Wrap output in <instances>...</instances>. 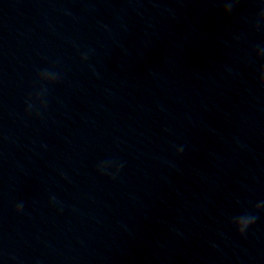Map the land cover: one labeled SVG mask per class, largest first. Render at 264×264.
<instances>
[{"label":"water","instance_id":"water-1","mask_svg":"<svg viewBox=\"0 0 264 264\" xmlns=\"http://www.w3.org/2000/svg\"><path fill=\"white\" fill-rule=\"evenodd\" d=\"M261 50L260 0H0V264H264Z\"/></svg>","mask_w":264,"mask_h":264},{"label":"clouds","instance_id":"clouds-1","mask_svg":"<svg viewBox=\"0 0 264 264\" xmlns=\"http://www.w3.org/2000/svg\"><path fill=\"white\" fill-rule=\"evenodd\" d=\"M260 3L264 4V0H260ZM230 10H231L230 6L225 7V13L226 14L228 12H230ZM262 57H264V50H261L260 52L256 53L257 60L261 59ZM258 84L260 86L264 87V70H261L259 72ZM254 219L255 218L252 216H241V217L237 218L232 225L236 234L237 235H243L244 232L252 226Z\"/></svg>","mask_w":264,"mask_h":264}]
</instances>
